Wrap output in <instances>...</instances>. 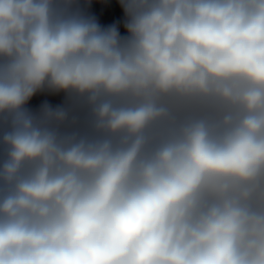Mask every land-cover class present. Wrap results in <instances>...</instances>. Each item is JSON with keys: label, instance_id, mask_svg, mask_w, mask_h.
Wrapping results in <instances>:
<instances>
[{"label": "clouds", "instance_id": "obj_1", "mask_svg": "<svg viewBox=\"0 0 264 264\" xmlns=\"http://www.w3.org/2000/svg\"><path fill=\"white\" fill-rule=\"evenodd\" d=\"M0 264H264V0H0Z\"/></svg>", "mask_w": 264, "mask_h": 264}]
</instances>
